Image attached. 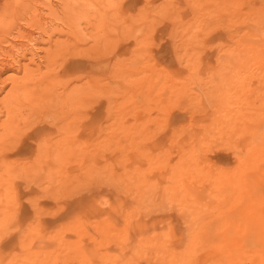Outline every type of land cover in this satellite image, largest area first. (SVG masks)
<instances>
[{
    "label": "rangeland",
    "instance_id": "obj_1",
    "mask_svg": "<svg viewBox=\"0 0 264 264\" xmlns=\"http://www.w3.org/2000/svg\"><path fill=\"white\" fill-rule=\"evenodd\" d=\"M19 2L0 264H264V0Z\"/></svg>",
    "mask_w": 264,
    "mask_h": 264
},
{
    "label": "bare ground",
    "instance_id": "obj_2",
    "mask_svg": "<svg viewBox=\"0 0 264 264\" xmlns=\"http://www.w3.org/2000/svg\"><path fill=\"white\" fill-rule=\"evenodd\" d=\"M20 3L21 2H19V0H0V30H2V26H5V25H3L5 23V21L6 22L9 21L11 24H13L15 22V19H19L20 18L21 15L19 14V12L21 10L20 9L21 6H18V5H20ZM64 7H65V5H64ZM21 12H23V11H21ZM3 14H6L7 16L5 15V17H2ZM64 18H65V16H64ZM67 18H68V16H67ZM3 20H5V21H3ZM69 20H71V19H69ZM68 22H70V21H68ZM10 23L9 24L7 23V24L10 25ZM68 25H69V23H68Z\"/></svg>",
    "mask_w": 264,
    "mask_h": 264
},
{
    "label": "crops",
    "instance_id": "obj_3",
    "mask_svg": "<svg viewBox=\"0 0 264 264\" xmlns=\"http://www.w3.org/2000/svg\"><path fill=\"white\" fill-rule=\"evenodd\" d=\"M67 208L68 209L66 211H64V213H63V215L66 216V217L70 216V215H72L74 213V210L77 208V205H73V206L71 205V206H68ZM58 218H61L60 215L55 217V218H46L42 222L44 224H48L51 221H56Z\"/></svg>",
    "mask_w": 264,
    "mask_h": 264
}]
</instances>
